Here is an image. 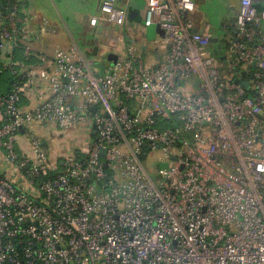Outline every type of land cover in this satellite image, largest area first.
Wrapping results in <instances>:
<instances>
[{"label":"built area","instance_id":"1","mask_svg":"<svg viewBox=\"0 0 264 264\" xmlns=\"http://www.w3.org/2000/svg\"><path fill=\"white\" fill-rule=\"evenodd\" d=\"M261 1L239 0L215 56L193 0H143L164 56L129 42L98 73L75 48L28 64L46 58L26 1L0 0V72L15 78L0 95V264H264ZM101 13L128 22L117 0ZM73 131L83 144L58 152Z\"/></svg>","mask_w":264,"mask_h":264},{"label":"crops","instance_id":"2","mask_svg":"<svg viewBox=\"0 0 264 264\" xmlns=\"http://www.w3.org/2000/svg\"><path fill=\"white\" fill-rule=\"evenodd\" d=\"M25 7L26 10L24 12V24L27 26V28L33 33L30 40L27 42L30 46L32 52L34 54H41L45 56L46 63L44 65H41V63L36 60L34 57L27 60L28 64L34 66V67H45L47 66L52 60L55 59L57 50L58 49H64L68 50L70 48H75L79 51V53L83 56V58L88 62H93L92 66L98 73H103L110 65L111 61L107 59L109 54L114 55H121L124 54L126 51V48L129 45V42H132L131 45H133L143 56L144 60L147 62H153L155 60H159V58H162L164 56V52H161V50H156L152 48V43L157 40L158 37L161 36L159 32H156V28H154V32L156 34V38L148 40L146 37V33L148 34V28L144 27L140 22L132 21L128 19V22L126 25L121 28L122 31H126L127 35L122 39V41H118L121 43L118 44V46L114 50H107V51H88L85 49L84 52H81L79 47L76 44H73L71 39V35L66 33V20L63 17L61 7H64L69 0H25ZM71 1V0H70ZM103 0H100V3L102 4ZM195 1V0H194ZM117 4L119 6L125 7L128 10L133 11H142V9L139 7V4L136 0H117ZM142 5L144 6V2L142 0ZM260 7H264L263 1L260 2ZM236 12H230V14L233 16ZM92 17H97L95 15H91L88 18L84 20V26L89 27L92 30H95L99 25L100 22L106 23L103 19V17L98 18L99 23L97 26H90L89 20ZM192 19L195 22L196 30L200 33L209 34L207 31L209 27H206L207 23H203V21L200 18V15L196 13V8L194 13L192 14ZM235 17L233 16V19ZM226 20V19H225ZM228 20L224 22L223 24H227ZM141 26H140V25ZM222 24V25H223ZM44 27L45 31L39 33V29ZM155 27V26H154ZM222 27V26H221ZM220 27V30H221ZM212 34V33H210ZM213 37H220L221 40H224L226 37L224 32H220L219 37L217 35L212 34ZM129 37L130 40H127L126 37ZM64 37H66L64 39ZM227 41H224V44L226 45ZM23 46L21 48L16 49V57L18 59H23L24 56L22 55L23 52ZM96 55L98 57L97 61H92L90 59V55ZM48 62V63H47ZM32 103L31 100H29L28 97L24 96L22 99V105L29 106Z\"/></svg>","mask_w":264,"mask_h":264},{"label":"rangeland","instance_id":"3","mask_svg":"<svg viewBox=\"0 0 264 264\" xmlns=\"http://www.w3.org/2000/svg\"><path fill=\"white\" fill-rule=\"evenodd\" d=\"M142 9V0H136ZM194 1V0H193ZM196 13L200 15L203 23L209 24L208 32L218 37L220 35V27L227 20V6L225 0H195ZM64 19L66 20V33L71 35L72 43L76 44L81 52L85 49L90 51H107L114 50L118 44L127 35L126 31L111 23H102L92 30L84 26V20L91 15L99 18L103 17L101 13L100 0H69L68 3L60 8ZM235 17V15H233ZM226 19V20H225ZM140 25V24H139ZM141 26V25H140ZM154 26L148 28L146 37L148 40L156 38ZM66 37H64L65 39ZM220 38V37H219ZM220 42L218 39L217 43ZM212 46V55L218 56L222 50H217L216 44ZM92 61H97L98 57L90 55ZM93 63V62H92ZM62 139L57 141L58 152L62 153L64 149H68L73 145H82L84 134L81 131H73L68 134H62Z\"/></svg>","mask_w":264,"mask_h":264},{"label":"water","instance_id":"4","mask_svg":"<svg viewBox=\"0 0 264 264\" xmlns=\"http://www.w3.org/2000/svg\"><path fill=\"white\" fill-rule=\"evenodd\" d=\"M227 4H228V6H229L231 9H233V11L236 12V11L239 9V4H240V2H239V0H227ZM128 19H129V20H132V21L140 22V20H141V12L138 11V10H136V11L128 10ZM155 28H156V32H159L161 35L163 34V32L159 29L158 26H155ZM228 29L232 32L233 41H235L236 39H235V37H234V36H235V29H234V26L231 25ZM220 31H223V29H221ZM217 41H218V38H217V37H212V38L210 39V42H211V43H217ZM218 48H219V50H220V49H222V46H219ZM116 57H117V56L114 55V54H109L108 57H107V59H108L109 61H111L112 63H114V61L116 60ZM235 81H237V80H235ZM242 84H243L246 88L249 87L248 84H247L246 82H242ZM92 111H94V109H92ZM102 153H104V151H103Z\"/></svg>","mask_w":264,"mask_h":264},{"label":"trees","instance_id":"5","mask_svg":"<svg viewBox=\"0 0 264 264\" xmlns=\"http://www.w3.org/2000/svg\"><path fill=\"white\" fill-rule=\"evenodd\" d=\"M13 82H15V78L9 72H0V95L10 92Z\"/></svg>","mask_w":264,"mask_h":264},{"label":"flooded vegetation","instance_id":"6","mask_svg":"<svg viewBox=\"0 0 264 264\" xmlns=\"http://www.w3.org/2000/svg\"><path fill=\"white\" fill-rule=\"evenodd\" d=\"M226 2V6H227V10H228V13H227V20H228V23L227 24H223L221 29H228L231 25H233L234 23V19H233V16L230 14V12H235L233 11V9H231L228 4H227V0H225Z\"/></svg>","mask_w":264,"mask_h":264}]
</instances>
